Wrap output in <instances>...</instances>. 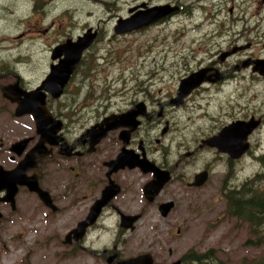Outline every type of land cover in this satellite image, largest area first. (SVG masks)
<instances>
[{
  "label": "rangeland",
  "instance_id": "374dc122",
  "mask_svg": "<svg viewBox=\"0 0 264 264\" xmlns=\"http://www.w3.org/2000/svg\"><path fill=\"white\" fill-rule=\"evenodd\" d=\"M143 3L151 7L174 3L181 9L166 20L116 33L118 21L130 17V9ZM89 28L97 31L96 41L85 51L66 93L52 103L55 109L59 102L65 103L63 111L77 116L74 135L90 123L94 108L103 109L96 106L100 101L110 99L116 109L122 107L124 99L133 97L135 90L136 97L148 90L156 100L167 102L177 94L181 78L214 60L225 69L231 68L232 75L222 83L198 87L183 107L167 109L171 114L166 119L174 128L162 148L169 152L170 162L193 150L201 137L217 134L232 121L254 116L261 119V125L249 137L250 150L239 159L227 163L226 155L220 158L206 149L195 158L184 157L190 176L212 165L205 187L191 193L179 188L177 182L170 183L158 196V203L147 206L146 216L132 233L121 232L119 219L109 216L107 227L89 239L95 253L64 243L89 202L79 194L84 192L82 187H78V207L68 210V206L58 216L50 213L43 217L38 199L20 197L28 204H22L19 216L12 215L6 206L7 219L0 222V264H109L101 250L113 248L115 243L125 259L151 251L158 260L169 261L189 251L213 249L219 259L236 264L243 257L264 254V245L247 244L249 224L227 214L224 196L225 191L264 173V77L243 65L251 57H264V0H0V137L11 133L8 127L12 122L10 113L2 108L7 98L1 86L15 83L21 76L27 91L32 90L58 62L52 59L53 49L75 41ZM234 48L239 49L237 53L221 61L222 52ZM238 65L242 67L238 69ZM88 90L90 105L83 109ZM62 175L65 179L66 173ZM66 185L61 183L60 193L70 194L71 199L72 188ZM174 198L176 208L162 216L157 206ZM136 205L145 208L142 200Z\"/></svg>",
  "mask_w": 264,
  "mask_h": 264
},
{
  "label": "flooded vegetation",
  "instance_id": "af4514ba",
  "mask_svg": "<svg viewBox=\"0 0 264 264\" xmlns=\"http://www.w3.org/2000/svg\"><path fill=\"white\" fill-rule=\"evenodd\" d=\"M143 4H145V6H137V10L151 7L146 3ZM166 4L171 7H175L176 9L174 12L181 9L179 5L174 3H165L160 5ZM170 15L163 17V19H168ZM234 49L227 51L224 50L220 56L221 61L226 60V58L228 60L230 57L234 56L239 50L238 48ZM225 53L229 54L222 59V56ZM260 58L264 59V57H251L250 59ZM248 60H245L243 65ZM240 67H242V65L237 66L238 69ZM244 67H250L253 70V64ZM203 68H210V70H208L205 75L207 80H205L199 87H203L207 83H222L232 75L231 68L225 69V67L221 64H217L216 60L211 61L206 67H200L198 70ZM255 73L264 77V75H261L259 72ZM182 79L183 78H181V81ZM17 81H19L20 86H22L24 90L29 89V87L22 84L24 81L21 76H17L16 82ZM41 84L37 85L35 88ZM67 85L59 98H54L47 92L46 106L50 116L54 119V123L50 122L45 127L48 129L47 133L39 131L38 122L33 113H26L23 115L17 114L20 104L18 101L10 99L3 100L5 103L2 107L4 108L3 111L5 113H10L9 120L12 122H9L10 126L8 127L11 133H9L7 137H0V172L16 170L20 164L26 160V158H28V161L26 163L27 169L25 171L24 169L22 170L23 172H21L15 183L13 182L12 184H8V187L4 186V183L0 184V222L6 221L7 219V215L5 216V212L8 210L5 208L6 206L10 208L12 215L16 213V215L19 216V213L22 212L20 210L22 208V204H28V202H22L20 199V197L23 198L25 195L26 197L29 196V198L34 196L38 199L39 204L44 211L41 213L43 217H47L50 213H54L56 216L60 215L59 213L64 214V212L67 211L68 206H71L68 210L78 207V187L79 189L82 187V190L84 191L83 193L79 192L81 198H83V200H89V202L83 206L85 209L81 212L83 213V217L80 221H82L89 215L94 204L102 197L104 190L108 187L110 188V193H113L112 198L102 208L97 220L87 228L83 239L81 241L74 240L71 243H74V246L83 247L91 250L92 253H95V245L89 243V239L94 232L103 230L107 227L105 225V219L109 216H116L119 219L118 226L121 232L132 233L135 231L137 223L144 216H146L148 212L147 206H150L153 203H158V196L166 188H168V186H170V183L177 182L179 184V188L191 190V193H196L198 190L205 187L204 185L209 182L212 176V165H206L201 170L196 171L190 176L186 173V168L189 162H186L184 157L195 158L200 151L206 149L219 154L217 157L220 158L226 155L227 163L231 160L234 161V158H232L228 153L220 152L217 148L204 143V140L216 135V133L201 137L198 142L199 144L195 146L193 150L191 149L185 151V153L180 156L175 163L170 162L169 152L163 150L162 146L165 144L169 133L174 128L171 125V122L166 119L169 118L171 114V112L167 109L169 107L172 109L183 107L188 98L192 96L193 92L197 88L180 105L173 103V100L178 96V92L176 95H172L169 101L162 102L156 100L148 90L145 91L143 96L136 97L138 90H135L136 94H134L133 97L124 99L122 107H118L116 109L112 107L113 102L106 98L96 105L103 109L100 110L98 108H94L92 116L90 117V123L85 125L80 134L76 136L73 132L76 127L75 124L78 123L77 116L74 118L73 116L70 117L63 111L62 108L66 105L65 103L59 102L58 109L57 106L55 109L52 104L53 99L61 100L62 96L66 93L65 91ZM3 87L4 86H1L2 91ZM35 88L33 87L30 89L33 90ZM87 92V102L83 104V109H85L87 105H90L89 90ZM73 102L76 104L77 101ZM124 114H130V122H127V124H119L117 127L114 126L113 128H110L104 136H100L109 125H118L117 123L125 120V118L121 117ZM123 152H128L131 158H133L131 159L133 162L145 160L146 162L153 163L151 165L153 169L145 172L140 166L130 167L128 164L126 166H119L120 164L118 163H112L117 160L119 155ZM31 155L35 156V159H32ZM150 163L148 164L150 165ZM229 171L230 170L228 168L226 171L227 176H229ZM204 172L208 173L207 181L199 186L193 185L196 181V177ZM65 173L66 177L64 179L62 178V174L65 175ZM32 177H36L40 187L50 193L52 197L51 205H48L44 200H42L39 193L32 190L29 184L20 183V180L24 179V181H27L28 179H32ZM160 178L168 179L164 183L161 191L155 196L154 200L150 201L144 188L149 182L158 181ZM62 182L67 183L66 186L69 184L72 188L73 195L71 196V199L70 194L67 195L60 193ZM47 183L50 184V187L47 186ZM55 189L57 190L56 192L54 191ZM14 190L15 194L11 196L10 192ZM193 190L194 192H192ZM137 199L144 201L145 208L136 205V202H139ZM73 200L75 205L73 204ZM66 201H68V204L65 206L64 202ZM81 201L82 200H80V202ZM168 201H170V199ZM171 201L175 203L172 208V210H174L177 206V200L174 198L173 200L171 199ZM162 203L157 206L159 211ZM28 211L31 212L29 206ZM76 211L79 212V209ZM122 214L128 216L138 215L139 218L133 223L132 227H124L122 226ZM16 215L12 217V220ZM76 227H73L70 231ZM70 231H68V233ZM101 251V254L107 262L108 257H111L114 253H117L118 259H125L120 255L121 249L118 243H115L113 248L105 247ZM145 253H151L155 262L161 264H172L177 260H181V264H183L186 259V254H184L175 259L171 257L169 258V261L168 258H159L158 260L156 257L157 254L151 251H147ZM173 255L174 252L171 250L170 256Z\"/></svg>",
  "mask_w": 264,
  "mask_h": 264
},
{
  "label": "water",
  "instance_id": "95a60500",
  "mask_svg": "<svg viewBox=\"0 0 264 264\" xmlns=\"http://www.w3.org/2000/svg\"><path fill=\"white\" fill-rule=\"evenodd\" d=\"M141 6L144 7L145 4ZM137 8L138 7L130 9V12L132 13L130 17L126 19H120L118 21V24L115 26L116 33L129 32L148 26L152 23H155L159 19L170 15L176 9L175 7H171L167 4L157 5L140 10H137ZM96 38L97 31H93L92 28H89L83 35L78 36L75 41L68 40L66 43L56 46L52 52V59L58 60V62L51 65L50 73L37 88L30 91L24 90V88L20 86L19 81L14 84L4 86V97L13 101H18L20 103L17 114L23 115L26 113H33L38 122L39 131L42 133H47L48 129L45 127L50 122L54 123V119L50 116L46 106L47 92L50 93L54 98H59L62 95L65 86L69 83L71 76L82 60L84 52L94 43ZM228 54L229 53H225L222 56V59H224ZM251 64H253V71L264 75V59H249L244 63V66H250ZM208 70H210V68H203L193 72L186 78H183L180 83L178 96L173 100V103L176 105L182 104L196 88H198L205 80H207L205 75ZM121 117L125 118V120L117 123L118 125H109L107 129L103 131L104 133L102 132L100 136H104L108 130L114 126L117 127L119 124H127V122L131 121L129 118L130 114H124ZM260 125L261 119H256L254 116L249 120L238 119L224 126L218 134L208 138L207 140H204V143L211 147L217 148L220 152L228 153L234 159H239L250 149L251 143L249 141V137ZM31 157L32 159H35V156L31 155ZM131 159L133 158H131L128 152H123L119 155L117 160L113 161L112 163H118L120 164L119 166H126L127 164L130 167L140 166L145 172L153 169L151 166L153 163L146 162L145 160L133 162ZM27 161L28 158H26V160L20 164L16 170L1 171L0 184L4 183V186L8 187V184H12L13 182L15 183L21 172H23L22 170L24 169L25 171L27 169ZM148 163H150V165ZM207 174V172L199 174L196 177V181L193 183V185L199 186L204 184L208 179ZM167 179L168 178H160L158 181H151L146 184L144 190H146L145 192L149 196L150 201H153L155 196L161 191ZM20 183L29 184L32 190H35L39 193L42 200H44L48 205L52 204V197L50 193L40 187L36 177H32V179H28L27 181H24V179L20 180ZM10 193V195L13 196L15 194V190L11 191ZM112 196L113 193H110V188L107 187L104 190L102 197L97 200V202L92 207L89 215L84 220L80 221L77 227L66 235L64 243L71 244L74 240L81 241L86 234L87 228L97 220L102 208L110 201ZM174 204L175 203L171 200L162 203L160 205L162 216H168ZM138 218V215L128 216L122 214V226L132 227L133 223ZM117 256V253H114L111 257H108V263L161 264L155 262L151 253H142L126 259H118ZM172 264H181V260H177Z\"/></svg>",
  "mask_w": 264,
  "mask_h": 264
},
{
  "label": "trees",
  "instance_id": "16d2710c",
  "mask_svg": "<svg viewBox=\"0 0 264 264\" xmlns=\"http://www.w3.org/2000/svg\"><path fill=\"white\" fill-rule=\"evenodd\" d=\"M5 66V65H4ZM227 200V214L240 222L249 224L250 236L247 244L259 247L264 245V173H258L238 188L224 192ZM188 257V258H187ZM183 264H231L219 259L215 250L203 253L188 252ZM236 264H264V254L257 257H243Z\"/></svg>",
  "mask_w": 264,
  "mask_h": 264
}]
</instances>
